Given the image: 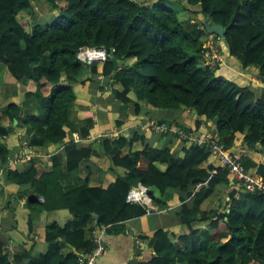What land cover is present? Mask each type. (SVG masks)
I'll list each match as a JSON object with an SVG mask.
<instances>
[{
  "label": "trees",
  "instance_id": "16d2710c",
  "mask_svg": "<svg viewBox=\"0 0 264 264\" xmlns=\"http://www.w3.org/2000/svg\"><path fill=\"white\" fill-rule=\"evenodd\" d=\"M172 1L46 0L61 14L55 23L42 26L18 18L33 7L34 0H0V63L12 78L26 83L27 96L37 106L35 114L16 104L0 110V169L12 155L6 138L17 128L25 129L26 144L36 150L71 138L75 88L85 83L86 68L92 77L102 75L112 87L121 86L122 90L113 88L114 97L133 104L138 112L144 102L156 109L194 111L215 123L227 149L238 146L242 135L246 149L264 153V90L258 95L251 87L218 77L219 67L202 66L212 34L204 19L198 21L201 16L210 26L222 25L231 56L243 69H258L255 79L264 80V0H181L185 7L180 12L171 8ZM184 13L191 16L182 20L179 15ZM84 47H104L112 55L107 62L88 67L77 58ZM114 58L122 61V69L115 70ZM92 125L88 120L81 128L82 138L90 135ZM196 126H201L199 120ZM170 135L177 137L162 134ZM139 140L145 143L138 136L105 137L101 151L71 140L53 158L50 171L37 162L24 171L16 167L5 171L8 184L36 185L44 202L30 197V211L67 210L72 219L64 226L56 222L46 226L48 247L39 256L33 255V249L10 250L0 234V264H80V254L96 250L93 237L98 230L123 231L122 224L148 213L146 205L127 202L138 185L152 199L151 209L166 207L163 196L175 190L181 202L177 216L188 232L156 231L150 241L153 257L137 264H264L263 194L231 186L226 168L207 164L212 156L205 147L182 142L183 155L178 156L170 145L135 150ZM100 153L110 159L112 169H123L124 174L107 187L91 186L87 177L83 184L65 190L66 173ZM243 164L264 178V163L244 157ZM219 186L229 197L227 208L206 209L204 203ZM154 191L160 196L155 197ZM29 225L31 233V220Z\"/></svg>",
  "mask_w": 264,
  "mask_h": 264
},
{
  "label": "crops",
  "instance_id": "0c3cea01",
  "mask_svg": "<svg viewBox=\"0 0 264 264\" xmlns=\"http://www.w3.org/2000/svg\"><path fill=\"white\" fill-rule=\"evenodd\" d=\"M221 50L222 62L217 71L218 77L232 81L242 87H251L258 95H261L264 90V80L255 79L259 70L256 68L243 69L238 60L231 56L224 40L221 43ZM122 66L123 63L120 61L119 70L122 69ZM82 78L85 83L75 88L77 101L71 110V118L75 126L70 135L71 138L66 143L49 145L42 150L29 149L25 146L24 128H17L6 138V143L12 152L10 159H16L21 153L28 157L16 164L9 165L8 163L0 169V191H2L0 194V234L9 243L10 250L16 246L23 247L28 251L33 249V255L39 256L45 253L48 247L44 239L46 226L54 222L64 226L72 218L67 210L53 213H33L30 211L27 207V201L30 197H38L43 202L44 198L39 195L36 185L19 187L8 184L5 178V171L8 169L16 167L20 171H24L33 162H37L42 170H52L53 158L60 156L63 148L73 140L74 133L80 137L79 145L94 146L99 151H101V141L105 137L115 139L119 136L126 138L138 136L144 139L145 143L139 140L134 145L135 150H141L146 145L152 147L170 145L178 156L183 155L182 148L184 145L181 140L175 136H162V134L154 132L150 128L152 124L172 123L175 128L191 129L196 134L206 132L217 135L215 123L199 118L194 111L156 109L144 102L138 112L133 104H123L114 97L113 90H122L121 86L112 87L107 78L102 75L92 77L87 68ZM1 86L3 91L0 95V110L9 104H16L23 108L27 114L37 112L34 98L27 96L28 91L25 82L15 80ZM131 98L133 101L135 100L134 95H131ZM88 120L93 124L90 135L87 138H82L79 131L87 125ZM197 120L201 122L199 128L196 126ZM233 148H242L244 157H249L257 163H264V153L246 149L242 135L238 136V146ZM207 164L221 167L219 161L214 157H210ZM123 174V169H112L110 159L100 153L92 157L90 161L83 163L78 170L71 173L67 172L62 179V186L65 190H69L83 184L88 177L91 186L107 187ZM230 180L231 186L236 185L240 188L239 184L234 182L231 177ZM153 194L155 197L160 196L157 191H154ZM163 200L167 203L166 207L151 209V199V205L147 206L149 208L148 213L143 217L122 224L125 228L123 231L107 233L105 229L98 230L97 235L102 238L107 248L98 264L147 262L154 254L150 248V241L156 231L164 230L179 235L187 233L188 229L180 223L177 216L181 206L178 193L169 189L163 196ZM228 202L229 197L225 187L219 186L216 193L204 203V206L208 210L219 208L223 210L227 208ZM29 220L32 221L31 233ZM204 236L205 238L208 237L207 230L204 232Z\"/></svg>",
  "mask_w": 264,
  "mask_h": 264
},
{
  "label": "built area",
  "instance_id": "2783aa9c",
  "mask_svg": "<svg viewBox=\"0 0 264 264\" xmlns=\"http://www.w3.org/2000/svg\"><path fill=\"white\" fill-rule=\"evenodd\" d=\"M222 41L223 40L219 36H210L206 45L207 50L202 58V66L208 67L211 70H216L220 66L222 62ZM111 55L112 54L109 50L104 47H84L78 52L77 58L85 66L90 67L94 63L107 62ZM150 128L159 134L170 133L176 135L183 143H192L207 148L211 153V156L216 158L220 165L229 171V175L234 182L238 183L247 192H259L264 195V178L257 171H249L245 168L243 164L244 150L242 148L234 149L232 147L227 149L217 135L206 132L201 134L189 133L183 129L170 127L166 123H154ZM73 140L75 143L79 142L80 137L77 133L73 134ZM25 146L31 149L27 144H25ZM23 158L28 157L24 153H21L16 159H10L9 165L16 164ZM127 202L150 206L151 198L144 187L138 185L129 192ZM93 239L97 246L96 250L90 255L80 254V264H98L100 259L106 253L107 248L103 243L102 238L95 234Z\"/></svg>",
  "mask_w": 264,
  "mask_h": 264
},
{
  "label": "rangeland",
  "instance_id": "374dc122",
  "mask_svg": "<svg viewBox=\"0 0 264 264\" xmlns=\"http://www.w3.org/2000/svg\"><path fill=\"white\" fill-rule=\"evenodd\" d=\"M155 1L156 0H146V2L149 4ZM184 7L185 3L181 0H174L171 3V8L178 12H180V10L182 11ZM60 14V11L54 9L51 4L46 2V0H34L33 7L28 12L20 14L18 18L20 19V21H28L34 24L38 23L42 26H47L55 23L60 17ZM190 16V13H184L183 15H179L182 20L189 18ZM203 19V17L199 16L198 21H202ZM31 28L29 29V31L32 30ZM11 81L15 80L11 78V76L8 74V72L6 71V67L0 63V95L3 91V87L1 85L4 84L5 86L7 82Z\"/></svg>",
  "mask_w": 264,
  "mask_h": 264
},
{
  "label": "water",
  "instance_id": "95a60500",
  "mask_svg": "<svg viewBox=\"0 0 264 264\" xmlns=\"http://www.w3.org/2000/svg\"><path fill=\"white\" fill-rule=\"evenodd\" d=\"M204 23L206 25V28L208 30L209 33L211 34H216L217 36H219L222 40H225V29L222 25H208L207 23V19L204 18ZM113 62H114V68L116 71L119 70V67H120V60L114 58L113 59ZM18 124V122L15 120V123L14 125L16 126ZM94 218L97 219L98 216L97 215H94Z\"/></svg>",
  "mask_w": 264,
  "mask_h": 264
},
{
  "label": "clouds",
  "instance_id": "9594fccd",
  "mask_svg": "<svg viewBox=\"0 0 264 264\" xmlns=\"http://www.w3.org/2000/svg\"><path fill=\"white\" fill-rule=\"evenodd\" d=\"M213 35V34H212Z\"/></svg>",
  "mask_w": 264,
  "mask_h": 264
}]
</instances>
